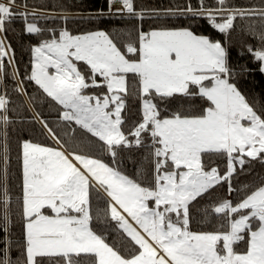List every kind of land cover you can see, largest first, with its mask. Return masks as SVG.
Segmentation results:
<instances>
[{
    "label": "snow or ice",
    "instance_id": "6c2138e0",
    "mask_svg": "<svg viewBox=\"0 0 264 264\" xmlns=\"http://www.w3.org/2000/svg\"><path fill=\"white\" fill-rule=\"evenodd\" d=\"M251 62L264 0H0V264H264Z\"/></svg>",
    "mask_w": 264,
    "mask_h": 264
},
{
    "label": "trees",
    "instance_id": "16d2710c",
    "mask_svg": "<svg viewBox=\"0 0 264 264\" xmlns=\"http://www.w3.org/2000/svg\"><path fill=\"white\" fill-rule=\"evenodd\" d=\"M35 3L40 4V3H52L54 2V0H34ZM67 3L71 4V3H79L80 0H66ZM174 0H137V3L144 5V6H165L168 5L170 3H173ZM249 0H236V3L239 4H244V3H248ZM88 3L90 4H95L97 6L102 5L104 3V0H88ZM73 27H75L76 25L73 24ZM81 27H87V23H83L80 24ZM122 26V25H121ZM109 27H111V25H109ZM148 25L147 23H145V29H147ZM12 42L14 45H16L17 47V55L18 58L22 57V63H21V68L23 69V63L27 62L28 60V54L26 52H23L20 45L17 43V38L15 36H13L12 38ZM234 59H235V55H234ZM247 60V57L243 58V60H241V62H244ZM251 67H252V71L246 75V77L244 78V80L242 81V87L245 90V92H247L249 95H255L257 98H259L262 94H264V73H261L255 66V62H251ZM32 89L29 88V92H31ZM22 98H17V103H21ZM36 110L40 111L42 116H44L45 118H48L49 120H52L56 113L51 111L48 107L47 103H37L36 105ZM20 115H23L25 117V119L23 121L18 120L16 127L18 129H22V134L24 136L29 135V133H31L35 139L46 142L51 144L52 141L51 140H46L45 137L41 134V130H40V125L35 124V123H31L27 117H30L32 115V111L30 109H21L20 110ZM14 139H13V143H12V148H13V169H16V160H15V155H16V143H15V133L13 134ZM128 168L129 170H131L133 168V164L131 161H128ZM256 171L257 172H261V168L259 165L256 166ZM248 177H241V180H247ZM13 184H15V181H13ZM194 214L197 215V217H199V213L194 210Z\"/></svg>",
    "mask_w": 264,
    "mask_h": 264
}]
</instances>
